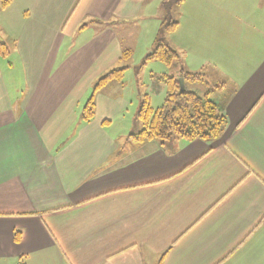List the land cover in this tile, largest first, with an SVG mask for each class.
Returning a JSON list of instances; mask_svg holds the SVG:
<instances>
[{"label": "crops", "instance_id": "1", "mask_svg": "<svg viewBox=\"0 0 264 264\" xmlns=\"http://www.w3.org/2000/svg\"><path fill=\"white\" fill-rule=\"evenodd\" d=\"M22 3L0 53V264H264V0L172 8L171 44L206 74L187 86L227 123L165 142L115 125L132 106L123 78L84 116L99 78L129 68L123 51L157 35L163 0Z\"/></svg>", "mask_w": 264, "mask_h": 264}, {"label": "trees", "instance_id": "2", "mask_svg": "<svg viewBox=\"0 0 264 264\" xmlns=\"http://www.w3.org/2000/svg\"><path fill=\"white\" fill-rule=\"evenodd\" d=\"M11 0H2V6L6 7ZM184 0H163L162 10L164 16L155 38L153 48L148 52L146 60L157 59L169 67H179V73L163 74L152 77L163 82L167 87L164 103L154 108L149 101L148 94L143 96L137 119L141 128L130 134V138L136 142H144L157 139L165 142L172 139H203L214 141L222 134L227 116L220 103L209 95L199 94L190 90L187 83H205L206 74L203 71L192 72L185 67L184 52L175 48L169 35L174 31L177 21L171 18V10L182 4ZM6 45L0 39V53H6ZM130 50L123 51V59L131 56ZM127 67L115 68L99 78L93 88L87 111L84 116L86 120L92 117L94 110V93L110 80H122ZM184 79L185 90L181 91L179 79ZM219 83H215L217 85ZM211 89V87H210ZM19 237V235H18Z\"/></svg>", "mask_w": 264, "mask_h": 264}, {"label": "rangeland", "instance_id": "3", "mask_svg": "<svg viewBox=\"0 0 264 264\" xmlns=\"http://www.w3.org/2000/svg\"><path fill=\"white\" fill-rule=\"evenodd\" d=\"M22 2L23 0H12L10 1L9 5L4 8L2 6V0H0V39L5 41L7 46H10V48L13 45V42L10 40L12 31L10 27L11 20L15 21V19L24 15ZM150 31L152 32V30H148L147 32L142 33L139 37L135 39L133 38L134 44L130 50L131 56L126 62L129 65V68L124 71V86L119 90L120 92L126 94L128 99L132 100V106L130 113L127 114L125 118H118L116 120V126H123L126 122L127 126H130L132 129H134L135 122L138 126L141 125L138 119H135L137 109L141 105L139 101V93L141 91L147 89L150 92L151 104L154 105V107L162 105L165 101L166 88L162 90L154 89L152 86V75L157 77L159 75H163L164 73L170 74L173 72H171V67L167 66L160 60H146V56L149 52L148 50L150 47H153L155 41L154 39L157 37L156 34H152ZM13 57H11V60H14ZM16 71H18V68L15 70V72ZM157 82L160 83V81ZM216 86H218V84Z\"/></svg>", "mask_w": 264, "mask_h": 264}, {"label": "water", "instance_id": "4", "mask_svg": "<svg viewBox=\"0 0 264 264\" xmlns=\"http://www.w3.org/2000/svg\"><path fill=\"white\" fill-rule=\"evenodd\" d=\"M179 82H180V86H181V91H184L185 90L184 79L180 78Z\"/></svg>", "mask_w": 264, "mask_h": 264}]
</instances>
